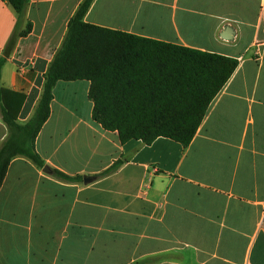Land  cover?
<instances>
[{
  "label": "crops",
  "instance_id": "crops-1",
  "mask_svg": "<svg viewBox=\"0 0 264 264\" xmlns=\"http://www.w3.org/2000/svg\"><path fill=\"white\" fill-rule=\"evenodd\" d=\"M83 2L27 0L17 19L0 0V88L14 112L19 101L17 125L33 116ZM84 22L238 66L186 148L120 144L92 120L89 82L58 81L34 140L50 173L17 156L0 187V264H264V0H93ZM52 170L95 179L64 182Z\"/></svg>",
  "mask_w": 264,
  "mask_h": 264
},
{
  "label": "trees",
  "instance_id": "trees-1",
  "mask_svg": "<svg viewBox=\"0 0 264 264\" xmlns=\"http://www.w3.org/2000/svg\"><path fill=\"white\" fill-rule=\"evenodd\" d=\"M9 3L17 19L27 0ZM93 0H84L68 23L67 33L44 76L43 90L31 119L15 123L13 103L0 88L2 119L9 137L0 148V187L10 161L24 157L39 169L44 162L34 150V140L50 114L52 90L58 81H88L92 120L117 134L120 144L130 140L149 146L157 138L186 148L218 92L238 66L234 58L180 47L113 31L84 22ZM30 30L19 32L25 36ZM2 61H0V65ZM115 161L96 178L116 172ZM54 178L80 183L81 176L52 170Z\"/></svg>",
  "mask_w": 264,
  "mask_h": 264
},
{
  "label": "water",
  "instance_id": "water-1",
  "mask_svg": "<svg viewBox=\"0 0 264 264\" xmlns=\"http://www.w3.org/2000/svg\"><path fill=\"white\" fill-rule=\"evenodd\" d=\"M221 38L228 39V40L231 39L228 34H225V35L221 36ZM42 171L45 172V173H50V170L46 166H44L42 168ZM94 179L95 178L94 177H91V176H83V178H82L83 184L84 185H87V184L91 183Z\"/></svg>",
  "mask_w": 264,
  "mask_h": 264
},
{
  "label": "built area",
  "instance_id": "built-area-1",
  "mask_svg": "<svg viewBox=\"0 0 264 264\" xmlns=\"http://www.w3.org/2000/svg\"><path fill=\"white\" fill-rule=\"evenodd\" d=\"M260 229L264 232V209H263L262 220H261V222H260Z\"/></svg>",
  "mask_w": 264,
  "mask_h": 264
}]
</instances>
